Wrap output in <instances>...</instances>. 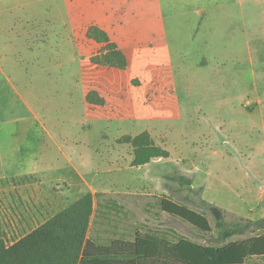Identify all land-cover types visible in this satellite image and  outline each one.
Returning <instances> with one entry per match:
<instances>
[{"label": "rangeland", "instance_id": "1", "mask_svg": "<svg viewBox=\"0 0 264 264\" xmlns=\"http://www.w3.org/2000/svg\"><path fill=\"white\" fill-rule=\"evenodd\" d=\"M97 31L124 70L91 63ZM0 54L30 93L39 141L61 145L39 166L71 177L69 159L85 177L70 201L94 195L98 244L140 229L205 245L217 235L211 207L228 223L264 216V0H0ZM143 131L170 156L133 168L123 138ZM163 197L205 214L212 232L164 214Z\"/></svg>", "mask_w": 264, "mask_h": 264}, {"label": "trees", "instance_id": "2", "mask_svg": "<svg viewBox=\"0 0 264 264\" xmlns=\"http://www.w3.org/2000/svg\"><path fill=\"white\" fill-rule=\"evenodd\" d=\"M94 40L102 47L91 58V63L118 70L127 67L125 55L105 32L97 31ZM86 102L95 106L104 104L95 92L87 95ZM123 140L132 148V167L170 156L166 149L155 143L148 131L126 136ZM177 181L180 187L187 186L190 193L196 194L186 177L179 176ZM159 204L165 214L187 222L204 234L212 232L205 214L169 197H163ZM201 204L211 206L205 201ZM93 211L94 195L89 192L13 245L6 247L0 240V264H245L252 258L264 260V217L257 220L241 218L231 223L223 218L215 220L217 235L212 238H218L219 243L236 235H250L222 247L201 245L183 238L172 242L166 237L139 230L132 242L115 240L100 245L88 238Z\"/></svg>", "mask_w": 264, "mask_h": 264}, {"label": "crops", "instance_id": "3", "mask_svg": "<svg viewBox=\"0 0 264 264\" xmlns=\"http://www.w3.org/2000/svg\"><path fill=\"white\" fill-rule=\"evenodd\" d=\"M12 65L0 60V240L6 247L76 202L81 196L71 202L70 188L85 180L78 165L69 159L67 165L73 173L71 177L61 169L51 171L39 166V156L43 151L51 153L55 149L64 155L58 142L39 141V117L31 105L30 93L19 88L21 76H11V71L16 70ZM130 220H127V227L132 229L131 225L136 222ZM137 230L142 231L136 229L128 242L133 241Z\"/></svg>", "mask_w": 264, "mask_h": 264}, {"label": "water", "instance_id": "4", "mask_svg": "<svg viewBox=\"0 0 264 264\" xmlns=\"http://www.w3.org/2000/svg\"><path fill=\"white\" fill-rule=\"evenodd\" d=\"M211 212L214 215L216 220L220 218L219 217L220 212L215 207H211ZM207 242L209 244H218L219 243V239L218 238H210V239H207Z\"/></svg>", "mask_w": 264, "mask_h": 264}]
</instances>
